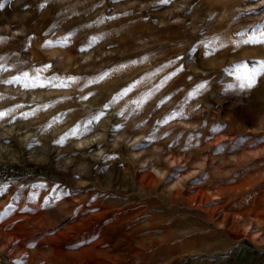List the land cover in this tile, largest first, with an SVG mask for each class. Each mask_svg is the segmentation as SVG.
Wrapping results in <instances>:
<instances>
[{"label":"rangeland","instance_id":"1","mask_svg":"<svg viewBox=\"0 0 264 264\" xmlns=\"http://www.w3.org/2000/svg\"><path fill=\"white\" fill-rule=\"evenodd\" d=\"M155 145L193 186L134 176ZM261 145L264 0H0V264H264Z\"/></svg>","mask_w":264,"mask_h":264},{"label":"bare ground","instance_id":"2","mask_svg":"<svg viewBox=\"0 0 264 264\" xmlns=\"http://www.w3.org/2000/svg\"><path fill=\"white\" fill-rule=\"evenodd\" d=\"M192 114H196L194 112V110L193 111L192 110L189 111V115H192ZM208 117H209V119H215L216 117H219V115L214 114V113L211 112L208 115ZM55 134H57V133H55ZM62 142L69 143V144L72 143L71 141H69V139H66L65 141H62ZM123 143H124L123 144L124 147L127 148L128 147L127 144L129 142H123ZM72 144H74V143H72ZM87 144H90V143H87ZM75 145H76L77 150H79V151L82 150L83 151L82 146L84 145V143L75 144ZM112 145L119 146V143L116 142V143H114ZM193 149H194V147L192 145H188L187 149H183V148L180 147L179 148V154L177 155L175 152H171L170 149L164 148V146H162V145H155L154 153L149 158V160L143 158L140 155V153L136 154V153L133 152V153L130 154V156H131V158L136 159L135 160L136 164L134 166V169H133L132 173L134 174V176L136 178L141 179L142 183L143 182L149 183L151 189H156L157 190V189H161V187L168 186L170 189H174V190H177V192H179L181 190H184L183 188H188L189 186H191L193 184L192 180L190 181V179L194 177L193 175H195V170H192V169L188 168V163L186 161L187 160V153L194 152ZM104 150H105V148L102 147L101 148V152H103ZM172 151H174V150H172ZM253 154L257 157V159H255V162H254L255 163L254 169L256 167L257 170H263L264 169V145L259 146L255 151H253ZM179 160H182V161L179 162ZM174 164H180V165H182V167L186 168V172L187 173H186L185 176H184V173L181 174L182 175V178H180L181 181H174V182L172 180L170 181V175H172V173H174L175 170H176V169H174L175 167L173 168ZM247 185H250V181H246V182H243L241 184L234 185L233 188L244 189ZM198 188H196V189L198 190ZM201 190H203L204 192L201 191ZM201 190H198V194L201 197L204 198L203 199L204 201H207L208 199H207V194L205 192L206 190H204V189H201ZM196 191H195V193H196ZM195 193H193V194H195ZM189 194H191L193 196L192 193H189ZM189 197L191 198L190 195H189ZM254 199H256V198H254ZM257 201L258 200L256 199V200H253L251 202V207L253 209L252 210L253 213H251V214L254 215L257 218L258 221L264 220V203H262V205H261ZM216 208H217L216 210H218L220 207L218 206ZM33 213L34 214L31 215V216L34 219L41 220L42 217H41V214L39 213L38 210H36ZM19 231H20L19 227H15V228H12V229L9 230L10 235H12V236L18 235ZM61 234L64 236V234H66V232L64 233L63 231H61L60 233L59 232L57 233L56 231H50V232L46 233L43 238L47 239L49 237H53V235H54L53 238H58V236L59 235L61 236ZM165 235H167V233ZM24 246H25V244H24ZM173 248H175V247H173Z\"/></svg>","mask_w":264,"mask_h":264},{"label":"crops","instance_id":"3","mask_svg":"<svg viewBox=\"0 0 264 264\" xmlns=\"http://www.w3.org/2000/svg\"><path fill=\"white\" fill-rule=\"evenodd\" d=\"M119 230H121V229H119ZM121 232H122V230H121ZM87 235H89V233ZM126 236H127V234H126ZM87 238H89V237L88 236L87 237H82L80 239L81 240V245H83L84 241ZM101 240H103V243H100ZM101 240L99 242L98 241L97 242L95 241L90 247H87V248L88 249H91V248L95 247L96 250H98V251L99 250H102L101 252H104V255H105V258H104L103 261H105L106 264H116V263H118L115 260V259H117L116 257L118 255V253L120 254L121 251H123L125 249H129L128 247H116V245L112 244L111 242H107L108 239H106V238H105L106 241L104 239H102V238H101ZM127 243L129 244L128 241H127ZM97 247H98V249H97ZM82 249L84 250L85 248L82 247ZM87 259H89V257ZM127 264H130V263H127Z\"/></svg>","mask_w":264,"mask_h":264},{"label":"trees","instance_id":"4","mask_svg":"<svg viewBox=\"0 0 264 264\" xmlns=\"http://www.w3.org/2000/svg\"><path fill=\"white\" fill-rule=\"evenodd\" d=\"M20 172L18 168L5 167L3 171L0 170V181L7 180L11 177L19 178Z\"/></svg>","mask_w":264,"mask_h":264}]
</instances>
